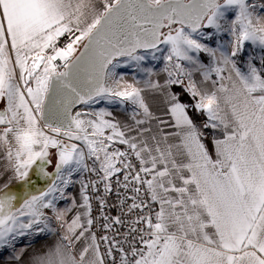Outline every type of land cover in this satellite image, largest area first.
Instances as JSON below:
<instances>
[{
	"label": "snow or ice",
	"instance_id": "snow-or-ice-1",
	"mask_svg": "<svg viewBox=\"0 0 264 264\" xmlns=\"http://www.w3.org/2000/svg\"><path fill=\"white\" fill-rule=\"evenodd\" d=\"M4 178L0 264H264V0H0Z\"/></svg>",
	"mask_w": 264,
	"mask_h": 264
},
{
	"label": "rangeland",
	"instance_id": "rangeland-1",
	"mask_svg": "<svg viewBox=\"0 0 264 264\" xmlns=\"http://www.w3.org/2000/svg\"><path fill=\"white\" fill-rule=\"evenodd\" d=\"M256 2H259V0H256ZM223 39L224 40H230V37L227 34H223ZM221 42H223V41H221ZM210 46H215V44L213 43ZM160 47L164 48L165 51L163 53H161V52L156 53V56L158 57V59L153 60V59H151V56L149 55L148 59L143 62V66L144 67H151L153 69V75H152L151 79L161 80V82H162L163 78L166 76V73L163 72V69L165 67V62H164L162 57H163V55L167 54V51H166L165 45H161ZM245 48H246L245 57H241L240 60H238V66H240L243 71H246V65L242 64L240 61L247 57L248 52L251 51V46L249 44H246ZM141 54L147 55V53H144V52H141ZM117 62L121 65V67L116 69L117 73H123L125 75V78L129 82H132L133 76H135L137 80L141 81V83L138 86H140V87L144 86L142 81L144 79H148L146 74L137 72L135 70L134 66L131 64V62H129L127 60V58H121V59L117 60ZM255 63L257 64V67H259L258 59L255 61ZM213 78H215V76ZM116 107H117L116 105H109V104H107V102L102 101V102L97 103V104L82 105L76 111H90V110L98 111L100 108H108L109 110H112L113 108H116ZM159 107L162 108V105H160ZM123 112H124V109L119 108V111L116 113L117 118L124 119V116L122 115ZM157 114L162 115V113L158 109H157ZM164 118L166 119L167 117H164ZM17 247L19 248V245H17Z\"/></svg>",
	"mask_w": 264,
	"mask_h": 264
},
{
	"label": "crops",
	"instance_id": "crops-1",
	"mask_svg": "<svg viewBox=\"0 0 264 264\" xmlns=\"http://www.w3.org/2000/svg\"><path fill=\"white\" fill-rule=\"evenodd\" d=\"M5 179H0V186L3 185V183L5 182ZM38 187L43 186V182H40L38 185ZM19 185L17 184V182H13L12 186H11V191L13 192H17L19 191ZM62 206V205H61ZM51 214V213H49ZM59 229L57 228V232L47 235L44 238H41L39 240L36 241H32L31 238H23L21 239L17 245H19L20 247H27L29 244L32 245V247H29L27 252L25 253V256L23 257V259L26 261L29 259V257L32 255L33 251L35 250H40L42 245H54L58 239H59ZM3 259H8V253H3Z\"/></svg>",
	"mask_w": 264,
	"mask_h": 264
},
{
	"label": "built area",
	"instance_id": "built-area-1",
	"mask_svg": "<svg viewBox=\"0 0 264 264\" xmlns=\"http://www.w3.org/2000/svg\"><path fill=\"white\" fill-rule=\"evenodd\" d=\"M65 42H67V37L61 38L60 43L63 44V43H65Z\"/></svg>",
	"mask_w": 264,
	"mask_h": 264
},
{
	"label": "water",
	"instance_id": "water-1",
	"mask_svg": "<svg viewBox=\"0 0 264 264\" xmlns=\"http://www.w3.org/2000/svg\"><path fill=\"white\" fill-rule=\"evenodd\" d=\"M165 31H166V30H165ZM141 52H143V50H141ZM121 58H125V57H120V58H118V60L121 59ZM81 106H82V105H78L77 108L74 109V111H76V110H77L79 107H81Z\"/></svg>",
	"mask_w": 264,
	"mask_h": 264
}]
</instances>
